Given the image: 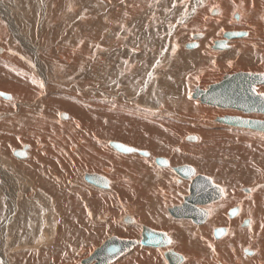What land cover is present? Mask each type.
I'll list each match as a JSON object with an SVG mask.
<instances>
[{
  "label": "bare ground",
  "instance_id": "obj_1",
  "mask_svg": "<svg viewBox=\"0 0 264 264\" xmlns=\"http://www.w3.org/2000/svg\"><path fill=\"white\" fill-rule=\"evenodd\" d=\"M73 1L75 4L77 1L80 5L81 2H84L85 6L92 8H90L91 11L87 9L86 13H93L91 18L89 17V22L95 25L93 29H83L84 32H82L79 26L72 22L70 19L72 0H22L24 6L16 0H0V18L3 22L7 21L10 24V31L16 38L15 42L0 38L4 43L3 46L0 45V58H5L6 54L9 53L8 43L14 44L15 48L10 45L11 50L14 51L16 48L18 49L19 43L24 47H20L21 50L23 49V54L10 57L12 62L5 59L8 65L6 68L11 69V71L0 70V92L8 94L5 97L0 94V108L9 110L14 104L19 111L16 115L11 116V119L1 122L0 133L2 134L0 135L2 136H0V141H4L2 140L4 139L3 134L9 135L4 136L7 137V144L11 135L14 136L15 134L20 141L17 142L20 145L13 148L10 155H6L5 147L1 149L6 143H0V264H96L98 261L96 258L90 262H84V260L98 248H101L112 236L135 239L138 243L130 250L121 253L114 261L104 264H170L166 258L167 250H173L182 256V261L178 264H215L212 261V249L204 240L203 235L215 242L217 249L222 253V258L231 264H259V261L264 260L263 177L253 184L254 189L244 188L245 186L240 189L238 185L230 187V182L227 183L229 184L228 187H222L215 179L207 175L223 190L222 198L214 201L213 207L198 205L208 211L207 218L198 223L191 218L175 217L169 209L175 205H181L183 202L174 205L169 203L174 201L177 196H175L174 189H182L185 186L184 181H187L189 185L192 179L200 174V168L191 165L193 168L196 167L193 178L187 179L179 176L174 168L189 164L184 161L182 164H177L180 160L172 155L170 149L172 144L169 143L168 145L166 137L167 135L174 136L175 131L178 134H183L182 149H193L190 155H195L194 151L206 155L205 150L208 147L222 149L225 144L222 136L224 133L227 134L228 130L238 132L240 135L250 134L252 138L260 137L261 144L264 146V142H262V140L264 141V130L228 125L226 122L223 123L218 120L219 117L238 116L264 121V112L223 109L220 106L203 102L197 94V90H207L209 85L222 81L224 76L228 74L238 72L264 74V0H199L196 14L189 21H187L189 18L186 20L188 23L183 22L178 28H175L173 24V26L167 27L160 25L162 31L167 29L170 34L172 32L173 37H175L173 39L178 41L179 47L174 52L176 57L167 56L165 63L156 72L168 73L169 70L174 71L173 69L189 71L188 75L182 78V83L194 82L190 86L185 84L182 88L179 79L172 81L169 88L173 90L175 95L179 96L170 106H166V102L163 103L159 99V87L155 88L156 86H154L152 101H147L145 95H140L139 101L144 99L145 102L158 109V112L153 111L154 114H150L151 118L149 117L145 121L148 126L134 124L126 127L123 124L126 119L119 116L122 119L113 118L114 123H110V127L106 128V131L104 127L100 129L89 126L88 122L85 123L86 120H83L84 116L81 117L80 115L81 111L88 110L87 106L99 104L97 107H102L104 103L97 100L102 95L99 93L98 95H79L76 88L67 89L63 86L74 88L75 85H81L80 80L76 81L72 75L81 69L80 67L84 66L85 63L86 66L84 67L91 68V71L90 69H87L88 72L85 71L86 82L83 85L95 83L93 88L98 92H105L107 89L106 83L101 81L103 76L107 75V70H114L112 75L118 73L119 77L123 76L124 78L142 70L144 59H147L149 54L152 55L155 50L149 47L150 44L146 46L139 44L140 42L138 43L139 47L132 50L131 47L124 46L123 42H129L130 36H133L131 35L133 31L130 33V27L135 21L143 19V13L147 12L148 9L151 8L157 13L161 12L155 9L158 3L153 0H91L95 2L93 6L89 0ZM192 2L194 1L192 0ZM80 5L75 8L76 10L73 8L75 10L73 19L81 18L80 20L83 21L86 14ZM25 7H29V11L32 10L29 19L30 24L27 25V27L30 26L29 31L32 29V37L28 32L22 31L21 24L23 22L18 20L24 19L23 16L28 20L27 14L20 15L19 13ZM179 7L186 6L181 5ZM37 10L42 11L44 19L47 16L51 19L59 17L68 19L66 25L70 28L64 27L62 29L56 23L57 27L48 31L47 24H43L44 26L42 25L41 33L38 34L37 38L35 36L36 25L39 23L36 21ZM150 12L148 11L146 14L151 16L152 20L155 19L157 24L156 19L161 14L156 13V18H153L154 16ZM86 27L88 28V26ZM143 27L145 28V26ZM189 27L194 28V31H200L194 33L195 38L191 39L190 36L189 38L186 37L187 34H183V31ZM5 30L7 31V29ZM46 31L48 36L54 34L53 42H47L42 38V41L40 40V37L44 38L47 34ZM185 31L187 32V30ZM220 31H222L223 39L219 40H225V48L215 47V42L219 41L216 39L219 37ZM228 31L245 32V34L226 38L224 34ZM122 32L125 33V36ZM184 39H187L186 43H184ZM194 43L196 44L194 47L187 46ZM94 53L95 59L92 58ZM15 59L24 69L33 72V78L39 84L40 82L45 84L42 85V90H46L47 94L44 97L41 96L42 98L38 100L37 104L26 99L36 97L40 87L37 93L31 96L33 90L24 86L26 84L22 79L27 76L19 75L22 68L20 71L16 68ZM53 59H60L62 62L53 64ZM150 59L152 58L150 57ZM154 61L152 60L151 63ZM174 62L175 67L172 69ZM51 65L55 66L52 67ZM210 67L223 70L220 80L213 81L212 78V80H206L210 78L207 75L210 74L211 70L215 72V69H210ZM57 73L61 76L60 84L57 83V77L54 76ZM199 79L205 80L201 82ZM157 80L156 77L155 81ZM21 82L24 84L23 87ZM124 82L130 83L127 80ZM77 87L81 88L82 85ZM26 88L29 92H26ZM59 88L61 91L57 90ZM139 89H141L140 86ZM77 91L79 90L77 89ZM255 91L264 96V82L255 84ZM145 93L147 94V92ZM20 98L24 100L21 101ZM171 98L170 100H172ZM56 116L58 120L59 116H63L64 119H60V122L55 124L52 118ZM172 119L181 121L180 123L175 122L180 129L164 125V121L169 123L170 120L172 122ZM118 120L120 121L118 122ZM97 121L93 123H97ZM89 124L91 125V123ZM219 127L224 128L225 131L222 129L217 131L219 129L216 128ZM63 129H66L67 132H63ZM127 130L129 131L127 132ZM106 137L109 139L108 146L117 154H121H118L119 158L114 159L115 162L120 163L118 168L110 163L102 168L97 163L103 159L100 150ZM228 139L233 144L238 142L237 146L228 144L233 151L231 149L225 151L236 157L237 165L240 167L241 163L242 166H246V161L254 155L258 156V152L255 153L258 151L256 150L257 147L255 148L256 151L253 147L251 150L247 147H250L253 142L255 143V140L246 145L238 139L229 137V135L225 141ZM156 140L162 141V143H155ZM113 141L145 150L148 155H141L138 152H120L111 145ZM163 145L167 146V150L163 149ZM86 147L93 150H88L89 152L85 154ZM17 150L22 154H17ZM260 155L264 158V151H260ZM106 156L108 157V155ZM207 156L209 155L207 154ZM158 157L166 158L169 162L168 165L157 163ZM210 159H214L211 154L208 160ZM260 167L263 169L264 164ZM216 170V167L209 165V172ZM97 173L107 178L108 183L105 186H99L86 178V175H96ZM262 173L264 174L263 170ZM152 175L158 177L156 183L152 181L155 178ZM168 177H170L169 180ZM175 177H177V182L181 184L176 182ZM126 200H132L137 204L138 219L146 223V226L168 234L170 237L168 246L146 247L140 242L142 230L138 225L126 226L120 223L119 218L124 214L121 205ZM125 204L126 207H129L131 203L126 201ZM235 206L238 207L239 213L232 217L229 215V210ZM129 217L131 216L129 215ZM247 219L249 223H245ZM218 227L226 228V234L219 238L214 235V230ZM205 250L209 251L208 254L211 255V258L204 257Z\"/></svg>",
  "mask_w": 264,
  "mask_h": 264
},
{
  "label": "rangeland",
  "instance_id": "obj_2",
  "mask_svg": "<svg viewBox=\"0 0 264 264\" xmlns=\"http://www.w3.org/2000/svg\"><path fill=\"white\" fill-rule=\"evenodd\" d=\"M9 1V0H8ZM11 1V0H10ZM16 1H18V2H21L22 3V6H24V3L22 2V0H16ZM90 1V4L93 6V5H95V2H93V1H91V0H89ZM154 2H157L158 4H157V6H156V10H158L159 12H161V13H157L156 11H153V9H151L150 8V10L148 9V11L150 12H152V15L154 16L153 18H156L155 16H156V13L159 15V14H161V15H159V17H158V19H161V20H158V19H156V22L158 21V23L156 24L155 23V19H153L152 20V17L150 16H148L146 13L148 12H145V13H143V16H142V18L144 19H140V21L139 20H137V21H135L134 22V24L132 25V27H130V33L133 31V34L131 33V35H133L132 37L130 36V40H129V42H123L124 43V46H129V47H131V49L132 50H136V48H138L139 46H138V43L139 44H144V45H146V46H149L148 44H150L151 46H149V47H151V49H153V50H155V51H153V53H152V55H150L149 54V56L152 58V59H150V57L149 56H147V59L149 58V60H147V59H144V61H143V63H144V65L142 66V70H140V71H137V72H134V73H132V74H129L130 76H127V78H124L123 76H120L119 77V75H118V73H116V75H112L113 73L112 72H114V70H110L109 68V70H107V75H105V76H103V78L101 79V81L102 82H104V83H106V85H105V87H107V89H105V92H98L96 89H94L93 87L96 85L95 83L94 84H92V83H89V84H85V85H83L85 82H86V78H84L85 76H84V73H85V71L86 72H88V70L87 69H90V71H91V68H88V67H84V66H86V63H85V65L84 66H82V67H80L81 69H79V70H77L76 71V73L75 74H73L72 75V78H74V79H76V81H78V80H80V84L82 85V87L81 88H78L77 86H81V85H75L74 86V88H72L71 86H63L64 88L66 87L67 89H75L76 88V92H78V94L79 95H82V94H84V95H87V94H95V95H98V93L99 94H101L102 96H100L99 98L100 99H97V100H99V102H102V103H104L103 104V106L102 107H100L99 106V108L97 107L98 105H96V106H87L88 107V110L87 111H85V112H83V111H81V117H83L84 116V118H83V120H86L85 121V123H87L89 126H95V127H97V128H102V127H104V130L106 131V128L108 129V127H110L109 125H110V123H114V121L112 120L113 118L115 119V118H119V119H122V118H125L126 120H125V122H123V124H125V126L126 127H128V126H130V125H134V124H139V125H144L146 122V120L150 117V114H154L153 113V111L155 112V111H157L158 112V109H157V107H154L153 105H151V104H149V103H147V102H145L144 101V99L142 100V101H139V99L138 98H141V96L140 95H145V98L147 99V101H152V95H153V91H154V86H156L155 88H157V87H159L158 89H159V94H160V97H159V99L160 100H162V102L164 103V102H166V106H170L172 103H173V101L175 100V98H178L177 96H179V95H175L174 94V92H173V90L172 89H170L169 87H171L170 86V84L172 83V81H175V80H177V79H179V81H181L180 82V85L182 86V88H183V86H185V84H188L187 86H190L194 81H192V82H189V83H182V78L183 77H185V76H187L188 75V72L189 71H180L179 69H173L174 67H175V62H174V65H173V67H172V69L174 70V71H176V72H174V71H168V73L167 72H161V73H158V72H156V70L157 69H159L160 67H162V65L165 63V59H166V57L167 56H169V57H172V55L174 56V57H176V53H174V52H176L177 50H178V47H179V44H178V41H176L175 39H173V38H175V37H173V34H172V32H171V34H170V31H167V29L166 30H161L160 29V25H165L166 27L167 26H173L174 25V27L175 28H178L180 25H182L183 24V22H187V21H189L195 14H196V11H197V5H199L198 3H199V0H193L194 2H192V0H153ZM239 1V0H238ZM80 2V1H79ZM168 2V3H167ZM196 2V3H195ZM21 3H20V6H21ZM173 3V4H172ZM188 3V4H187ZM191 3V4H190ZM72 5L70 6V11H71V14H70V19L72 20V22L74 23V24H77L78 26H79V28L81 29V31L82 32H84V30L85 29H93V26H95V25H93L91 22H89V17L91 18V14H93V13H86V11H88L87 9H89L90 11H91V7H89L88 8V6L86 5H84V2H81V5L80 4H78V2L76 1V4H75V2L72 0V3H71ZM144 4V3H143ZM79 5L80 6H82V9H84L83 11H84V14H86V16L84 17V20L83 21H81L80 19L81 18H76V19H73L75 16H73L74 15V13H75V8H77V7H79ZM102 5V4H101ZM178 5V6H177ZM181 5H184V6H186V7H179V6H181ZM21 6V7H22ZM76 6V7H75ZM28 8L29 7H25V9H22L19 13H20V15H25V14H27L28 15V20H27V18H25V16H23V18L24 19H22L21 20V18L20 19H18V20H20L21 21V29H22V31L23 32H28V34L29 35H31V37H32V34H31V31H32V29H31V31H29V27L30 26H28L27 27V25H29L30 24V21H29V19L31 18L30 16H31V13H32V10L31 11H29L28 10ZM75 10H74V9ZM91 8V9H90ZM167 8H169V9H167ZM190 8V9H189ZM176 9H177V11H176ZM232 10V9H231ZM29 11V12H28ZM195 11V12H194ZM23 12V13H22ZM27 12V13H26ZM150 12V13H151ZM175 12V13H174ZM18 13V14H19ZM38 13V14H37ZM40 13H41V15H40ZM13 14V13H12ZM15 14V13H14ZM30 14V15H29ZM171 14V15H170ZM43 14H42V11H36V17H37V19H36V21H37V25H36V34H35V36L38 38V34L39 33H41L40 31H41V27H42V25L43 24H47V26H48V28H47V30L49 31V29L50 30H53L55 27H57V25H56V23L57 24H59V26L62 28V29H64V27L65 28H70V26H68V25H66L67 23H68V19H63V18H61V17H59V18H57V19H54V18H50L49 16H47V17H45V19H44V16H42ZM90 15V16H89ZM165 15V16H164ZM42 16V17H41ZM147 16V17H146ZM175 18H174V17ZM189 16V17H188ZM169 17V18H168ZM39 18V19H38ZM49 18V19H48ZM180 18H182V19H180ZM189 18V19H188ZM48 19V20H47ZM121 19V18H120ZM172 19V20H171ZM188 19V20H187ZM1 18H0V38H3V39H5V41H10V42H15V37H14V34H12V31H10L11 29H10V27H9V25L10 24H8L7 23V21H4L3 22V20H2V22H1ZM23 20H25V21H23ZM41 20V21H40ZM45 20V21H44ZM145 20H146V22H145ZM183 20V21H182ZM187 20V21H186ZM55 21V22H54ZM67 21V22H66ZM77 21V22H76ZM80 21H81V23H80ZM122 23H123V20L121 19L120 20ZM142 21H144V22H142ZM161 21V22H160ZM171 21V22H170ZM26 22V23H25ZM47 22H49V23H47ZM66 22V23H65ZM90 23V24H89ZM121 23V24H122ZM153 23H155V24H153ZM188 23V22H187ZM8 24V25H7ZM51 26H50V25ZM54 24V25H53ZM83 24V25H82ZM137 24V25H136ZM141 24V25H140ZM153 24V25H152ZM168 24V25H167ZM173 24V25H172ZM65 25V26H64ZM145 26V28L143 27V26ZM157 25V26H156ZM44 26V25H43ZM86 26H88V28L86 27ZM92 26V27H91ZM141 26V27H140ZM4 27H5V29H7V31L4 29ZM39 27V28H38ZM90 27V28H89ZM138 29H137V28ZM150 29H149V28ZM157 27H159L158 29H157ZM38 28V29H37ZM96 28V27H95ZM132 28V29H131ZM9 29V30H8ZM84 29V30H83ZM142 29V30H141ZM153 29V30H152ZM160 29V30H159ZM117 31H120V30H118V29H116ZM141 30V31H140ZM144 30H146V31H144ZM148 30H149V32H148ZM151 30V31H150ZM185 30H187V32L185 31ZM184 31H183V34L184 35H188V36H186V37H188L189 38V36L191 37V39L194 37L195 38V36H194V33L196 34L197 32H200V31H194L195 29L194 28H192V27H189L188 29H185ZM220 30V29H219ZM117 31H115V32H117ZM138 31V32H137ZM223 31V30H222ZM222 31H220V33L218 34V38L216 39V40H219V39H223L222 38V36H221V34H222ZM11 32V33H10ZM141 32H143V33H141ZM146 32V34H147V38H146V34H144ZM46 33H47V31H46ZM124 32H122V34H123ZM148 33H149V35H148ZM154 33V34H153ZM42 34L44 35V33L42 32ZM137 34V35H136ZM142 34V35H141ZM157 36H156V35ZM170 34V35H169ZM190 34V35H189ZM13 35V36H12ZM41 35V34H40ZM124 36H125V33L123 34ZM122 35V36H123ZM8 36H10V37H8ZM142 36V37H141ZM141 37V38H140ZM7 38V39H6ZM41 38L43 39V40H47V42L48 41H50V43L51 42H53V39H54V34H50V36H48V33L44 36V38L43 37H40V40H41ZM153 38V39H152ZM167 38V39H166ZM172 38V39H171ZM10 39V40H9ZM149 39H151L150 41H149ZM169 39H171V40H169ZM146 40H148V41H146ZM167 40V41H166ZM185 41H184V43H186V41H187V39H184ZM42 41V40H41ZM146 41V42H145ZM175 41V42H174ZM173 44H172V43ZM17 43V42H16ZM130 43V44H129ZM136 43V44H135ZM146 43V44H145ZM3 42L0 40V45L1 46H3ZM18 44V43H17ZM20 44V43H19ZM19 44H18V49L16 48L15 50L16 51H14L13 49L11 50V46L13 45V48H15L14 47V44L13 43H8V49H9V53H10V55H9V53L8 54H6V56H5V58H3V57H1L0 58V70H4V71H6V72H8V71H11V69H8V68H6L8 65L6 64V62L7 61H13L11 58H13V57H16V55H20V54H23L22 52H23V49L21 50L20 49V47H22L23 45H21L20 44V46H19ZM127 44V45H126ZM133 46H132V45ZM153 44V45H152ZM171 44V45H170ZM180 44H181V41H180ZM11 45V46H10ZM173 45H174V48H173ZM136 46V47H135ZM153 46V47H152ZM156 46H158V47H156ZM22 48H24V47H22ZM135 48V49H134ZM155 48V49H154ZM19 52H21V53H19ZM134 52V51H133ZM136 52V51H135ZM159 52V53H158ZM15 53V54H14ZM18 53V54H17ZM154 53H155V55H154ZM14 54V55H13ZM93 56H92V58H94L95 59V53L94 54H92ZM2 56V55H1ZM159 56V57H158ZM11 57V58H10ZM129 57H131V56H129ZM157 58V59H156ZM4 59V60H3ZM5 59H7V61L5 62ZM122 59H124V58H122ZM152 60H155L154 62H152L151 63V61ZM15 61H16V68L20 71L21 70V68H22V70L20 71V73H19V75H26L27 77L26 78H22V79H24L23 80V82L26 84V85H24L23 84V82H21L22 84H21V86L23 87V85L24 86H26V87H28L30 90H33L32 91V93H31V96H33L35 93H37V90L39 89V87H40V90H39V92L37 93V95H36V97L34 96L32 99H26L27 101L29 100V101H32V103H34V104H37V102H38V100L39 99H41L42 97H44V96H46V94H47V91L46 90H42V85L44 84V83H41L40 82V84L38 83V81L35 79V78H33V75H32V73H31V70H28V69H24L20 64H18V61L15 59ZM61 60L59 59H57V60H54L53 59V64H55V62H60ZM62 62V61H61ZM126 62V61H125ZM3 63V64H2ZM14 63V62H13ZM132 65H133V63H131ZM149 65V66H148ZM158 65V66H157ZM176 65H177V61H176ZM14 66V65H13ZM52 67L53 66H55V65H51ZM140 66V65H139ZM151 66V67H150ZM153 66V67H152ZM84 68V69H83ZM119 68H121V66H119ZM144 68H146V69H148V70H146V69H144ZM53 69V68H52ZM122 69V68H121ZM151 69V70H150ZM210 69H215L214 71L215 72H213V70H211V72H209L210 74H208L207 76H209L210 78L209 79H206V80H212V79H214L213 81H217V79L218 80H220L219 78H221V74H222V72H223V70L222 69H220V68H218V69H216V67H214V68H211L210 67ZM27 70V71H26ZM150 70V71H149ZM155 70V71H154ZM178 70V71H177ZM218 70V71H217ZM22 71H23V74H22ZM26 71V72H25ZM84 71V72H83ZM109 71V72H108ZM164 71V70H163ZM30 72V73H29ZM34 72H35V70H34ZM139 72V73H138ZM219 72V73H218ZM26 73V74H25ZM158 73V74H157ZM170 73H172V74H170ZM179 73V74H178ZM186 73V74H185ZM180 74H182L181 76H180ZM185 74V75H184ZM212 74V76H210ZM148 75V76H147ZM154 75V76H153ZM23 76V77H24ZM55 76V78L57 79V83L58 84H60L61 82H59V81H61L60 80V78H61V76H60V74H56V75H54ZM82 76H83V78H82ZM137 76V77H136ZM145 76V77H144ZM205 76V75H204ZM129 77H131V78H129ZM135 77V78H134ZM143 77V78H142ZM148 77V78H147ZM157 77V81H155V78ZM180 77V78H179ZM117 78V79H116ZM145 78V79H144ZM153 78V79H152ZM212 78V79H211ZM110 79H112V80H110ZM130 79V80H129ZM124 80L126 81H130V83L128 84V83H126V82H124ZM164 80V81H163ZM201 82H203V80H205V79H199ZM114 81V82H113ZM52 82V81H51ZM111 82V83H110ZM122 84H121V83ZM142 82V83H141ZM158 82V83H157ZM63 83V82H62ZM97 83V82H96ZM108 83V84H107ZM120 85H119V84ZM133 85H132V84ZM145 83V84H144ZM149 83H150V86H148L149 85ZM116 84V85H115ZM140 84V85H139ZM162 84V85H161ZM45 85V84H44ZM62 85V84H61ZM92 85V86H91ZM109 85V86H108ZM141 85H142V87H141ZM85 86H86V88H85ZM89 86V87H88ZM118 86V87H117ZM136 86V87H135ZM139 86H140V88L141 89H139ZM143 86H144V88H143ZM59 87H61V86H59ZM109 87V88H108ZM115 87H117V88H115ZM131 87V88H130ZM135 87V88H134ZM153 87V88H152ZM28 88H26V92H29L28 91ZM92 90H91V89ZM187 88V87H186ZM61 88H59V89H57V90H60ZM77 89L79 90V91H77ZM109 89V90H108ZM112 89V90H111ZM139 89V90H138ZM144 89H146V90H144ZM153 89V90H152ZM158 89H156L157 91H158ZM82 90V91H81ZM90 90V91H89ZM96 90V91H95ZM114 90H116L115 91V93H114ZM138 90V91H137ZM150 90V91H149ZM166 90H167V92H166ZM43 91H44V93H43ZM61 91V90H60ZM86 91V92H85ZM91 91H92V93H91ZM112 91V92H111ZM136 91V92H135ZM94 92V93H93ZM118 92V93H117ZM139 92V93H138ZM145 92H147V94L145 93ZM171 92H172V94H171ZM106 93V94H105ZM113 93V94H112ZM145 93V94H144ZM162 93V94H161ZM41 94V95H40ZM118 94V95H117ZM123 94V95H122ZM57 95V94H56ZM93 95H91V96H93ZM117 95V96H116ZM131 95V96H130ZM132 95H134V96H132ZM135 95H137V96H135ZM170 97H169V96ZM42 96V97H41ZM147 96H149V97H147ZM162 96V97H161ZM174 98H173V97ZM3 97H5V96H3ZM117 97V98H116ZM128 97V98H127ZM137 97V98H136ZM172 97V98H171ZM35 98V99H34ZM109 98V99H108ZM112 98H114L113 100H112ZM162 98V99H161ZM170 98L172 99V100H170ZM145 99V100H146ZM20 100L22 101V100H24L23 98H20ZM119 100V101H118ZM122 100V101H121ZM177 100V99H176ZM107 101V102H106ZM111 103H110V102ZM118 101V102H117ZM96 102H98V101H96ZM114 102V103H113ZM170 104H169V103ZM105 103H106V105H105ZM110 103V104H109ZM145 105H144V104ZM151 103H153V102H151ZM113 104V105H112ZM123 104V105H122ZM125 104V105H124ZM150 106H149V105ZM1 105V104H0ZM28 105V104H27ZM70 105V104H69ZM110 105V106H109ZM120 105H122L121 107H120ZM119 106V107H118ZM124 106V107H123ZM106 107H107V109H106ZM110 107V108H109ZM128 107V108H127ZM130 107V108H129ZM13 108V109H12ZM15 108H16V110H15ZM102 108V109H101ZM220 108H223V109H235V108H229V107H220ZM90 109H94L93 110V112H92V110H90ZM121 109V110H120ZM127 109V110H126ZM109 110V111H108ZM118 110V111H117ZM142 110V111H141ZM145 110H146V112H145ZM167 110V109H166ZM236 110H239V109H236ZM6 111V112H5ZM96 113H95V112ZM113 111V112H112ZM5 112V113H4ZM8 112V113H7ZM19 111L17 110V107H15V105L14 104H12V107H11V109H7V108H5V110L4 109H2V108H0V124H1V122L3 123V122H5V121H7V120H9V119H11V116H14V115H16L17 113H18ZM100 112H102V113H100ZM104 112V113H103ZM107 112V113H106ZM110 112V113H109ZM123 112V113H122ZM125 112H128V113H125ZM150 112V113H149ZM115 113H116V115H115ZM131 113V114H130ZM166 113H168V112H166ZM64 114V113H63ZM92 114V115H91ZM96 114V115H95ZM102 114V115H101ZM114 114V115H113ZM132 114H133V116H132ZM139 114V115H138ZM143 116V118H142V116ZM162 114H163V111H162ZM56 115V114H55ZM89 115V116H88ZM92 116V117H91ZM93 116H95V117H93ZM109 116V117H108ZM115 116V117H114ZM118 116V117H117ZM119 116H121V117H119ZM127 118H126V117ZM128 116H130V117H128ZM152 116V115H151ZM220 116V115H219ZM60 118H59V120L57 119V116L56 117H54V118H52L53 120H54V122H55V124H58L59 122H60V119L62 120V119H64L63 118V116L61 117V116H59ZM134 117V118H133ZM166 117H168V116H166ZM85 118H87V119H85ZM142 118V119H141ZM151 118V117H150ZM92 121H91V120ZM97 119H98V121H97ZM134 119V120H133ZM111 120V121H110ZM117 120V119H116ZM131 120H133V121H131ZM142 120V121H141ZM94 121H97V123L95 122V123H93ZM120 120H118V122H119ZM129 121V122H128ZM131 121V122H130ZM101 122V123H100ZM174 122V123H173ZM175 122H178V123H180L181 121H179V120H174V119H172V122H171V120L169 121V123H166V121H164L163 123H164V125L165 126H167L168 127V125H170V126H173V127H177V128H179V125L177 124H175ZM89 123H91V125L89 124ZM98 123H100V124H98ZM130 123V124H129ZM160 123H162V122H160ZM94 124V125H93ZM98 124V125H97ZM219 124V123H218ZM226 124H228V125H233V124H229V123H226ZM115 125H117L116 123H115ZM145 125H147V124H145ZM220 125V124H219ZM118 126H121L120 124H118ZM148 126V125H147ZM233 126H236V125H233ZM123 127H124V125H123ZM1 128V127H0ZM58 128H60V127H58ZM238 128H240V127H238ZM242 128V127H241ZM2 129H3V127H2ZM60 129H62V128H60ZM180 129V128H179ZM216 129H219V130H217V131H220V129H222L223 131H225L224 130V128H216ZM104 130H102V131H104ZM167 130H170V129H167ZM58 131V130H57ZM57 131H56V133H57ZM126 131V130H125ZM129 130H127V132H128ZM227 131V130H226ZM63 132H67V130L66 129H63ZM176 133H175V135L174 136H169V135H167V137H166V139L168 140V141H166L167 143H168V145H169V143H170V145H171V153H172V155L174 156V157H176V158H178V160H180V161H178V165L179 164H182L183 163V161L184 162H187V164H189V165H192V166H196V167H199L200 168V174H205V175H209V176H211L213 179H215V181L219 184V185H221L222 187H228V185L230 186V187H233V186H237L238 185V188H240V189H242L244 186V188H246V187H248V188H252V189H254V185L253 184H255V182L257 181V180H259V179H261L262 177H263V182H264V174L262 173V170L264 171V168L262 169V167H260V165H262V164H264V163H261V162H263L264 161V158H262L263 156L262 155H260V151H264V146H262L263 144H261V138L260 137H257V138H252L251 137V135L250 134H248V135H245V134H242V135H240L238 132H235V131H230V130H228L227 131V134L226 133H224L223 134V138H224V143L226 144V148H225V144H224V146L222 147V149H217V148H212V147H208L206 150H205V154L206 155H202V154H199L200 152L199 151H194V153H195V155H190V153H191V151L193 150V149H191V150H187V149H185V150H183L182 149V145L183 144H181V140L182 139H184L183 138V134H178L177 133V131H175ZM231 132V133H230ZM261 132V131H260ZM232 133H234V134H232ZM263 133V132H262ZM0 134H2V133H0ZM177 134V135H176ZM237 134H239V135H237ZM264 134V133H263ZM228 135H229V137H233V138H235V139H238V140H240L242 143H244V144H246V145H249V144H251V142H252V140H255V143L253 142V144H251L250 145V147L249 146H247L250 150H251V147H253L254 148V151H256V150H258V151H256L255 153H257V155L258 156H256V155H254V157H251V159H248L247 161H246V166H242V163H241V167L239 166V165H237V160H236V157L235 156H232V155H229L228 154V152H226L225 150H227L228 151V149L230 150H232V148L229 146V145H231V144H233L231 141H229V139L228 140H226L225 141V138H227L228 137ZM237 135V136H236ZM0 136H2V135H0ZM4 136H9V135H4L3 134V138L4 139H2V140H4V141H0V143L2 144V142H4V144L6 143V145H4V146H2L1 147V149H3V147H5V153H6V155H10V152L13 150V148H16L17 146H19L20 145V143L18 144L17 142H20V141H18L19 139H17V134H15L14 136L13 135H11V138L9 139V142H8V144H7V137L5 138ZM243 136H245V137H243ZM15 137H16V139H15ZM260 138V139H259ZM6 139V140H5ZM13 139V140H12ZM159 140V139H158ZM104 142H103V144H102V149L100 150L101 152H100V155L102 156V160L101 161H97V163L100 165V167H104V166H108V164L110 163L112 166H114V167H116V168H118L119 167V165H120V163L118 164L117 162H115V160L114 159H116V158H119L118 157V154H120V153H118L117 154V152L115 151V150H113L110 146H108V141H109V139L106 137V138H104V140H103ZM237 141V140H236ZM162 143V141H155V143ZM230 142V143H229ZM250 142V143H249ZM262 142H264L263 140H262ZM14 143H17V144H14ZM236 144H233V146L234 145H236L237 146V143L238 142H235ZM229 144V145H228ZM106 145V146H105ZM256 145V146H255ZM258 149H257V148ZM109 148H110V150H109ZM165 148V149H164ZM179 148V149H178ZM248 148H246V149H248ZM255 148H256V150H255ZM105 149H106V151H107V153H106V151H105ZM108 149V150H107ZM163 149L164 150H167V146L165 145H163ZM169 149V150H170ZM92 151V150H90V149H88L87 147H86V149L84 150V152H85V154L86 153H88L89 151ZM102 150H103V152H102ZM178 150V151H177ZM212 150V151H211ZM213 150H215V151H213ZM111 151V152H110ZM220 151V152H219ZM233 151V150H232ZM109 152H110V154H109ZM116 153V154H114V153ZM185 152V153H184ZM219 152V153H218ZM112 153H113V155H112ZM140 154V153H139ZM207 154L209 155V156H207ZM210 154H211V156L214 158V159H210V160H208L209 158H210ZM106 155H108V157L106 156ZM116 155V156H115ZM121 155V154H120ZM188 155V156H187ZM113 156V157H112ZM262 156V157H261ZM111 157V158H110ZM256 157V158H255ZM262 158V159H261ZM104 159H105V161H104ZM256 159V160H255ZM170 160V159H169ZM113 161V162H112ZM102 164H101V163ZM104 162V163H103ZM238 164H240V163H238ZM209 165H213L214 167H216L217 168V170L215 171V172H209ZM156 166V165H155ZM156 167H158V168H161L160 166H156ZM196 167H194V168H196ZM208 167V168H207ZM219 168V169H218ZM218 171V173H216ZM207 173V174H206ZM209 173H211V174H209ZM173 174V173H172ZM219 174V175H218ZM96 175H99L98 173L96 174ZM108 176V175H107ZM153 177H155L152 181L154 182V183H156L158 180V177L157 176H155V175H152ZM175 176V175H174ZM249 176H250V178H249ZM109 177V176H108ZM110 178V177H109ZM249 178V179H248ZM170 179V177H168V180ZM175 180H176V182H177V177H175L174 178ZM148 180V179H147ZM230 182V183H229ZM178 184H181V183H179V182H177ZM184 183H185V186L182 188V189H180V190H176V189H174L175 190V196H176V198L174 199V201H171V202H169V203H171V204H178V203H181V202H183L184 201V196H186V195H188L189 194V187H190V184L191 183H189V185H188V182L187 181H184ZM183 183V184H184ZM227 183H229V184H227ZM227 184V185H226ZM261 185H263V184H261ZM124 200V199H123ZM183 200V201H182ZM128 202V203H131L130 204V206L129 207H126V204H125V202ZM125 202L123 201L122 202V208H123V210H124V214H122L121 215V217L119 218L120 219V223L121 224H123V225H126V226H134L135 224H136V226L138 225V227L142 230V225H145L146 223H144V222H142V221H140L139 219H138V214H137V204L134 202V201H132V200H126ZM216 202V201H215ZM214 201L213 202H211L210 204L208 203V204H206V205H208V206H210V207H213L212 206V204L213 203H215ZM130 208V209H129ZM131 211V212H130ZM135 214V215H134ZM126 215H131L133 218H134V221L133 222H126V221H124L123 220V218H124V216H126ZM127 216V217H128ZM137 217V218H136ZM149 225V224H148ZM204 236V240H206L207 241V243H208V245L211 247V249H212V252H213V255H212V261H213V263H215V264H224L225 263V259H223L222 258V253H221V251L219 250V249H217V245L215 244V242L214 241H212V240H210V238L209 237H207V236H205V235H203ZM147 247V246H146ZM148 247H150V248H155V247H153V246H148ZM209 253V251H204V257L205 258H211V255H209L208 254ZM220 256V257H219ZM214 257V258H213ZM215 260V261H214ZM222 261H224V263H221Z\"/></svg>",
  "mask_w": 264,
  "mask_h": 264
},
{
  "label": "water",
  "instance_id": "obj_3",
  "mask_svg": "<svg viewBox=\"0 0 264 264\" xmlns=\"http://www.w3.org/2000/svg\"><path fill=\"white\" fill-rule=\"evenodd\" d=\"M245 32L228 31L224 34L227 37L243 35ZM196 44H188L194 47ZM216 48H225V40L215 42ZM264 82V74H250L238 72L224 76L223 80L208 86L207 90H197L198 96L203 102L220 107H229L244 110L246 112L262 111L264 112V96L255 91V84ZM3 96L8 94L0 92ZM219 121L229 123L236 126H244L264 130V121L242 118L238 116L219 117ZM111 145L120 152L130 153L138 152L141 155H148L145 150L136 149L121 142H111ZM17 154H22L17 150ZM157 163L168 165V160L163 157L157 158ZM175 172L183 178H193L194 168L191 165H181L174 168ZM90 181L99 186H105L108 183L107 178L101 175H86ZM223 190L220 186L213 182V179L207 175L199 174L195 176L189 187V194L184 197L181 205H175L169 209L175 217L191 218L195 222H203L208 215V211L199 207V204L206 205L218 199H221ZM123 220L133 222L134 218L127 217ZM130 218V219H129ZM217 236L225 234V228L215 229ZM141 244L153 247H165L170 244V237L164 231L150 228L142 225ZM138 241L129 238H120L118 236L110 237L101 248H98L91 256L86 258L84 262H90L94 258L98 261L96 264H104L114 261L121 253L130 250ZM166 258L170 264H178L182 261V256L173 250L166 251Z\"/></svg>",
  "mask_w": 264,
  "mask_h": 264
},
{
  "label": "flooded vegetation",
  "instance_id": "obj_4",
  "mask_svg": "<svg viewBox=\"0 0 264 264\" xmlns=\"http://www.w3.org/2000/svg\"><path fill=\"white\" fill-rule=\"evenodd\" d=\"M233 211V212H232ZM239 213V210H238V207L237 206H235V207H233V208H231L230 210H229V215L230 216H232V217H234V216H236L237 214ZM245 223H249V220L247 219L246 221H245ZM218 228H221V227H218ZM217 229V228H216ZM225 234H226V228H225ZM214 235H215V237H221V236H217L216 234H215V230H214ZM224 235V234H223ZM222 235V236H223ZM227 262V263H226ZM225 263L226 264H231V262H229L228 260H226L225 259ZM260 263H264V260H261V261H259V264ZM233 264V263H232Z\"/></svg>",
  "mask_w": 264,
  "mask_h": 264
}]
</instances>
